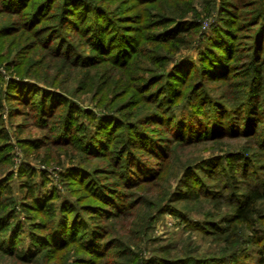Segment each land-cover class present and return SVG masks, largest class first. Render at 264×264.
Listing matches in <instances>:
<instances>
[{"label":"rangeland","instance_id":"374dc122","mask_svg":"<svg viewBox=\"0 0 264 264\" xmlns=\"http://www.w3.org/2000/svg\"><path fill=\"white\" fill-rule=\"evenodd\" d=\"M82 1L73 0L74 4H81L79 10L88 11L81 19H76L77 28L65 31L62 40L57 36L62 34L63 26L53 30L56 25L55 18L50 15L54 11L51 9L53 0L15 1L17 5L12 9H6V0H0V188L4 187L0 195L21 220L22 231L15 233L12 239V244L19 248L30 240L28 231L31 225L28 222L31 219H25L19 205L23 201L29 202L24 199L28 191L24 184L29 181L34 182L36 191L51 194L50 202L56 210L54 217L46 211L40 214L34 209L26 212L36 214V222L47 224L46 229H33L37 235L32 240L38 235L49 236L50 227H59L60 214L69 212L74 216L79 213L90 228L98 230L100 242L119 240L120 245L104 244L106 254L91 263V251L68 237L52 252L47 249L54 245H47L30 262L16 258L14 253L9 255L0 251V264H150L148 262L162 252L202 262L224 256L222 262L226 259L228 263L229 256L225 258V255L232 256L236 251L242 264H256L259 257L264 258L261 252L264 251V201L259 202L254 227L255 232L260 230L261 233L253 234L252 230L236 224L231 232L219 235L192 225L210 230L209 222L213 221L226 226L223 219L231 208L222 199L201 196L179 201L174 196L184 188L186 168L211 159L221 161L212 178L196 169L203 181L202 189L211 192L224 189L223 192L229 195L225 188L233 186V181L217 180V177L222 168H229L228 162H234L233 153L245 155L250 162L246 169L233 163V168L241 171L234 179L239 182L238 186L242 188L240 180L256 182L257 185L264 183V144L260 145L257 139L262 134V123L264 125V100L245 103L246 112L243 107L238 108L243 100L241 92L248 81L246 67L254 61V53H261L258 59L264 64V0H240L235 9L231 7L227 11L219 5L221 0H153L147 3L139 0H87L93 4L92 10L89 5H82ZM246 4L250 6L248 9H240L237 16H231L233 10L237 11L238 6ZM78 12L72 16L73 20L80 18ZM163 15H182V21L196 22L183 35L184 45L153 36L162 28L158 19ZM90 22L97 24L94 33L107 44V50L111 49L113 55H99L100 50L90 46L94 36L89 31ZM230 32L234 36L228 35ZM122 34L132 45L135 40L132 38L141 39L136 43H139L136 54L127 53L126 56L130 57L116 58L118 45L126 42L122 41ZM61 41L68 42L66 47L70 55L59 54L55 44ZM214 41L225 47L230 43L232 56L229 65L233 69L230 77L224 80L206 82L204 90L216 103L213 107L202 104L191 97L189 88H184L169 99L165 110L174 111L173 120L187 111V123L196 124L197 130L203 129L209 137L181 143L171 134L174 130L171 120L170 124L159 120L140 124L145 114L158 109L159 90L155 89L159 83L152 84L150 93L148 89L142 91L140 84L149 81L156 72L172 71L178 63L190 62L194 68L199 66L207 50L217 54L216 57H224L211 43ZM199 76L198 80L202 82L201 74ZM18 83L24 84L25 93L21 97L11 93ZM193 83V86L197 84L196 81ZM40 90L41 100L38 96ZM56 93L69 102L63 108L62 103L50 104L42 99L44 95ZM222 103L229 104L231 111L223 113ZM115 116L116 120H126L123 132L112 133L114 128L120 130L121 125L114 122L110 127L107 117ZM97 122H105L100 130H96ZM129 124L140 126L147 134L156 137L168 153L166 161L158 166L157 177L151 181L133 184L123 180L128 165L120 160L121 142L126 138L125 130L131 128ZM215 126L217 128L212 129ZM107 129H110L109 136L104 134ZM93 136L106 142L111 138L119 140L104 149L100 146L101 149L90 151L88 145L83 146L80 142L83 137ZM135 149L132 152L135 151L142 162L158 164L152 163L150 152ZM69 168H72L70 172ZM111 181L115 182L112 184ZM188 182L192 186L198 185L195 178L188 179ZM97 185L119 187L127 202L123 216L107 219L94 212V205H105L99 200L102 192H98ZM70 204L74 207L71 208L73 205ZM71 227L74 225L67 228L68 234ZM2 236L3 233L0 238ZM261 236V241L255 242ZM236 244L233 248L232 245ZM122 251L126 253L122 255Z\"/></svg>","mask_w":264,"mask_h":264},{"label":"trees","instance_id":"16d2710c","mask_svg":"<svg viewBox=\"0 0 264 264\" xmlns=\"http://www.w3.org/2000/svg\"><path fill=\"white\" fill-rule=\"evenodd\" d=\"M15 1H18L19 3V1L22 2L24 0H6V2L4 3L5 8L6 9L14 8L13 6L17 5L14 4ZM139 1H141L140 3H147V2H152L153 0H139ZM237 1L240 0H234V2L233 0H221L219 2V5L224 7V10L227 11L226 9H230L231 7L235 9L234 6ZM82 2H83L82 5L87 4L91 8V10L93 9L94 6L91 2H87V0H83ZM52 3L53 4L51 5V9H53L54 11L50 15H52L55 18L54 23L56 24V25L54 24L55 27L53 30H57L58 27L63 26L62 28L64 30L62 34L58 35L57 37L58 39L64 40L65 39L64 34L66 33L65 31H70L73 30L74 28H77L78 26L75 23L76 19H81V17H83L84 13H86L88 9L79 10L80 9L79 6L81 4L76 5L74 4L73 0H53ZM41 7L42 6L38 8ZM249 7H250L249 4H246L245 6H238L237 11L233 10L231 12L232 13L231 16L235 17L238 15L239 13L238 11L240 9H248ZM77 12H78L77 16H80V18H74L73 20L72 16ZM182 17H183L182 15H178L174 17L173 16L167 17L166 15L161 16L158 19V23H160L158 25L162 28L161 30L157 31L153 36L159 39H172L176 45L179 46L184 45L186 41L183 40V35H185L186 32L191 30V28L194 25H196L195 24L196 22L193 20H191V22H188L186 20L182 21L181 20ZM240 17L241 16H239V18ZM173 22L175 23L174 26L172 28H169V25ZM90 23L92 24L89 25L91 28L89 31H92L90 33L94 35L91 38L92 42H90L91 43L90 46L95 50L97 49L98 51L100 50L99 55H105V54L107 56L113 55L111 54L112 53L111 49L107 50L109 48L107 44H104L101 41L100 36L94 33L98 28L97 24L94 25L95 24L94 22H90ZM224 24L227 26L228 22L226 21L224 22ZM100 27H103V25H100ZM222 27L225 28L224 25H222ZM87 35H89L88 32ZM228 35L232 37L234 36V33L230 32L228 33ZM121 38H123L122 41L124 40L126 42H124L123 44L121 43L122 45H118L116 51L117 53L114 56H117L116 58L118 57L122 58L121 56L122 55L126 56L127 53H129V55L133 53L131 56L136 54L138 50L137 45L139 44L136 43L139 42L141 37L138 38L135 36L134 38H132L133 40L135 39L134 44H136V48L134 50H133L134 44L132 45V42L129 39L128 40L125 39L126 38L125 34H122ZM58 43L59 45H57ZM211 43L218 48V53H220L219 55L223 54L225 56L219 58L221 56L216 57L215 55L217 54H211L210 50H207L204 52L205 57L202 59L203 62H201L202 64H199V66L194 68L192 67V64L190 62H188L185 65H183L182 63H178L177 65L174 66V68H172L173 69L172 71H163L161 73L156 72L157 74H153V76H151L149 81L140 84L142 91H146L148 89V93H150L152 90V84L159 83L157 84L156 86L157 88L155 89V91L159 90V95H158L159 101L157 104L158 109L155 112L145 114L142 118V121H140V124L143 125L157 120L161 122L165 121V123L168 122L170 124L169 120H171L173 124L172 126H174V130L171 132V134H173L174 137L177 138V140L181 143L182 142L189 143L190 141H194L195 139L202 140V139H206V137H209L204 134L203 129H201V131H198L197 130L198 126L196 124H194L193 126L192 124L187 123V121L189 120L188 116L186 118V115L188 113L187 111L181 112L182 115L180 114L178 118L176 117L173 120L171 117L174 115V111L169 109L167 112H165V110L168 108L169 99H172L173 95H177L180 92H182L184 88H189L190 90L189 93L191 94V97L198 99L199 101H201L202 104L208 103L213 107V105L216 103L213 96H211L209 92H206L204 90L205 89L204 87L207 86L206 82L208 81H212V82L219 81L221 79L224 80L230 77L231 75L230 72L231 70H233L229 65V59L232 56V52H231L230 43H228L226 47L223 46L222 44H219V42L217 41ZM55 45L56 48L58 49L59 54L65 53L67 56L70 55L69 49L67 50L66 47V45H68V42L61 41V42H57ZM128 49H131V51ZM129 55L126 57H130ZM259 55H261V53L260 54L254 53V55L252 56V59L254 61H251L250 64L247 65L245 71L248 81H247V86L241 92L243 93L242 94L243 100L240 106L238 107V108L243 107V110L245 112L248 111V108L244 106L245 103H249L254 99H258L257 101L264 100V88H263L264 64L259 62L258 59L260 58ZM101 57L102 56H100V58ZM256 59L258 61H256ZM150 60H152V58H150ZM200 74L202 77L201 78L202 82H199L198 80ZM195 81L197 82V84L193 86L192 84H194L193 82ZM23 85L24 84L21 83L15 84L12 90L13 92H11L12 95L21 97L22 96L21 94L25 93L23 92L24 89ZM198 89H201L199 93L197 92ZM41 95L42 92L40 90L38 92V96L40 100H41ZM42 99L43 101L45 100L47 102H50V104L62 103L61 104L62 108L63 106L67 105V103H69L68 100L63 99L58 93L52 95L50 94L44 95ZM259 104L260 102H257V105ZM221 106L223 108V113L226 110L231 111V106L229 104L227 105L222 103ZM66 114H69V112ZM101 119L102 121H106V119L104 118ZM116 119L117 116L111 117L110 119L109 117H107V120L109 121V123H111L110 127L114 125L113 124L114 122L116 123L119 122L121 125L119 127L120 130L117 131V129L114 128L112 133L123 132L124 127L127 125L126 120L121 118H119L118 120ZM104 123L105 122L99 124V122H97L96 130H100V128L103 127ZM129 125H131V128L129 130H125L127 135L126 138H123V142H121V146H123V148L121 150L120 160H123V162L121 163L128 165V171H127L128 173L124 176L123 180L133 184L151 181L157 177L158 175L157 173L159 171L158 166L166 161L168 157V153L166 152V149L165 151L163 150L164 146L159 142H157L156 137L147 134L145 131L142 130V128H140V126H134L133 124H129ZM217 127L218 130L221 131L219 125H217ZM217 127L215 126V128L212 129L215 130ZM229 130L231 131L232 128H230ZM109 132L110 129H107L104 132V134L106 133L107 134L106 136H109L110 135ZM261 132L262 134L257 137L260 145L264 144L263 123H262ZM212 134L213 133H211V135ZM61 135L64 136L63 133ZM117 140L119 139L111 138L108 142H106L105 140H103V138H98L97 136H93L91 138L83 137L80 143H82L83 146L88 145L89 146L88 149L92 151V150H96V148L97 149L100 148V146L104 149L108 144ZM129 147H131L132 150L138 148L144 152H150L152 156L151 158L153 159L152 163H158V164L152 165V164H147L146 162H142L141 158H139V156L136 155L135 151L132 152V150ZM232 157L234 162H228L229 168L225 170H223L222 168L220 170L221 173L219 172L217 177L218 178L217 180L233 181V186H231L230 188H225L229 190L228 192L229 195L223 192L224 189L217 192H211L210 190L202 189L203 181L201 180L200 175L196 173V169L204 172V174H206L207 177L212 178L213 174H215V171H217V169L220 167L221 161H219L218 159L216 161L215 159L214 160L211 159V160H202L197 164H195V166L186 168L185 173L183 175L184 176L183 179H185L183 181L184 188L180 189L178 194H176V196L174 197L176 198V200L179 201H184V200L186 201L187 199H199V197L201 196L211 199H218V200L222 199L225 204L230 206L231 208L230 213L227 216H225V218L223 219V222L227 223L226 226H221L213 221L209 222L210 230H207L206 228H202L196 224L192 225L196 228L197 227L200 228L205 232H211L219 235L225 234L231 232L230 230L231 228H233V225L239 224L245 228L252 230L253 234L261 233L260 230L255 232L254 227L256 226L255 221L256 219H258L259 202L264 201V183L262 185H257L256 182L252 183L250 181L246 182L240 180L241 182L240 185H242V188L241 186H238L239 182H236L234 179L241 171L235 170L233 168V163L235 166H240V168L242 167V169H246L250 164V162L248 157L240 153H233ZM71 170L72 168H69L68 172H70ZM67 176L70 177L68 174ZM194 178L195 180L198 181V185L196 186L195 185L192 186L188 182V179H194ZM114 182L115 181H111L112 184ZM34 185L35 184L34 182L32 183V181H29L27 184H24V187H26V190H28L24 199H28L29 202L23 201L22 203L19 204L21 209H23L24 211L25 219H31V221L28 222V225H31L28 231L29 232L28 240L29 239L30 240L29 242L26 241V244H24L22 248H19L16 244H12V239L14 238L15 233H19L22 231L21 220L17 217L14 208L9 206L10 203L8 202L6 204L5 198L1 197L0 195V234L3 233L2 238H0V251L4 253H9V255L14 253L13 256H15L16 258L23 260L25 262H30L33 259H35V257L39 255L47 245H54L53 248L50 247L49 249H47V251L52 252L54 251L55 248L59 246L60 242L62 244L64 243L66 238L71 237L68 239L72 240L73 242H77V241L80 242V244L83 247L91 251L93 258H91L90 261L92 263L98 257H102L106 254V250L104 251L103 249L104 244L105 246L107 245L109 246L113 243V246H117V247L118 245H120L119 240H113L112 242L109 241L107 243L100 242L101 237L99 236L100 232L98 230L96 231L94 228L93 229L90 228L89 223L86 220L82 219L79 213L74 216V214L70 215L69 212H62L60 214V222H58L59 227H57V229H53V227L52 228L50 227L49 230L51 232L49 236L46 237L45 234L38 235L36 236L35 239L32 240V237L37 235L36 234L37 232H35L33 229L34 228L46 229L47 224L45 222H38V221L36 222L35 217L37 215L36 214L29 215L26 212L34 209L36 212L38 211V213L40 214L46 211L51 217H54L56 212L55 208L50 202L51 194L40 193L36 191L35 189L36 185L35 186ZM98 185H97L98 192L99 193L104 192L103 195L102 193L100 194L99 200L104 201L105 205L103 206L94 205L93 206V208L95 209L94 212L104 215V217H106L107 219H112V218L116 219L123 216L126 213L125 208H127L126 206L127 202L123 199L124 193L121 190H119V187L116 185H114L111 188H107L105 185L103 186L101 185L98 186ZM3 188H4L3 186L0 188V194ZM199 188H201V190H199ZM73 207L74 205L71 208ZM70 225L72 226L74 225V227L73 228L71 227L70 233L68 234L66 230L68 227H70ZM77 226L82 229L80 230L81 232L79 231L78 228H76ZM256 239L257 241L255 242H260L262 236ZM236 246L237 244L232 245L233 248H235ZM122 252H123L122 255L126 253L124 251ZM261 252L264 254L263 250ZM231 255L232 256H230L229 254L225 255V258L229 256L227 259L232 261L230 262L228 260V263L226 262V259H223L225 260V262H222V258L224 256L220 257L219 259L215 258L214 260L211 261L206 260V262H202L201 260L195 261L194 259L188 256H184L182 258V257H176L172 255L170 252H162L159 256L155 255V257H153L148 263L191 264L192 262H195L196 264H242V261L238 260V251L232 253ZM256 264H264V258L259 257L256 261Z\"/></svg>","mask_w":264,"mask_h":264}]
</instances>
